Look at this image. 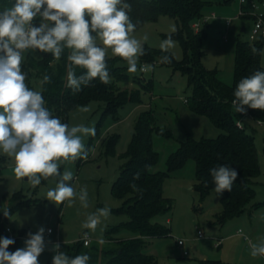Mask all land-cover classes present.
Instances as JSON below:
<instances>
[{
    "label": "rangeland",
    "instance_id": "obj_1",
    "mask_svg": "<svg viewBox=\"0 0 264 264\" xmlns=\"http://www.w3.org/2000/svg\"><path fill=\"white\" fill-rule=\"evenodd\" d=\"M256 1L258 10L264 11V1ZM203 2L204 16L208 17L215 13L217 17L208 19L209 25L206 28L202 48V62L208 69L217 70L222 81L233 84L237 44L243 41L252 43L259 39L253 34L254 18L250 17L254 10L250 4H247L243 8L245 13L241 16L240 0H233L231 4H226L225 0H203ZM230 17L231 24L226 26L225 20ZM196 22L200 23L201 20ZM204 23L202 21L203 25ZM178 29L175 18L162 15L156 21L145 23L133 35L137 39L147 35L148 39L143 42V47L162 51L161 42ZM172 39L175 41V46L167 52L181 61L184 58L182 43ZM97 43H100L99 40ZM107 56L117 59L119 66L128 68L127 62L114 56L110 49ZM144 64L153 67L150 71L141 72L139 68ZM262 65L264 67V45ZM127 74L129 80L120 85L130 91L140 90L141 103L129 102L118 109L116 114L106 115L105 104L94 100L73 108L66 118L59 117L69 126L83 124L94 126L96 129V136L83 137V142L89 150L88 159H78L60 165L61 172L65 169L73 172L74 179L69 183L77 192L81 187L87 188L88 208H83L78 199L71 207L67 206V202L57 205L49 201L46 193L49 189L55 188L57 178L42 179L41 184L33 188L27 183V178L16 179L13 171L14 160L0 151V155L5 160L4 180L0 183V200H3L6 194L12 195L18 190H22V194L28 197L34 195L39 204L32 209H24L23 214L34 223L37 231L40 227L45 229L44 239L47 244L75 242L86 234L92 241L105 243L107 231L128 220L127 215L116 213V210L122 206L123 200L113 194L112 187L122 165L127 160V152L134 135V124L143 111L152 109L157 125L169 133L154 134V148L160 156L159 163L152 168L154 172L167 171L170 155L176 152L189 137L201 140L217 138L222 133L208 117L194 113L186 103V98L192 93L186 73L161 63L159 57L144 60L141 56L138 60L137 72L127 71ZM138 79L142 82L139 83ZM148 83L151 85L145 87L144 85ZM32 87L37 91L42 90L41 80H32ZM81 107H87L88 111H81ZM237 115L238 120L246 124V130L256 137L259 156L260 173L254 179L256 195L249 205L251 209L256 203L264 202V123L249 115L240 116V113ZM116 134L118 140L115 148L108 150V141ZM195 185L196 164L193 159L166 179L164 192L171 200L172 209L166 214L155 217L154 220L168 226L171 234L165 238H145L144 251L155 256L160 264H204L206 259H218L224 264H264V256L252 257L250 254V242L259 243L264 239V206L219 225L215 221V215L222 209V195L217 196L213 190L202 199ZM103 207L110 209V215L101 218L100 224L94 231L84 228L83 224L87 216ZM49 229L52 230L51 233ZM200 230L204 238L199 237ZM132 236L133 233L124 227L115 234V237L119 238ZM245 236L251 241H246ZM179 240L184 241L185 249L178 244ZM217 240H221L220 247L215 246ZM50 251L52 250L47 249V252ZM184 251H187V254Z\"/></svg>",
    "mask_w": 264,
    "mask_h": 264
},
{
    "label": "trees",
    "instance_id": "obj_2",
    "mask_svg": "<svg viewBox=\"0 0 264 264\" xmlns=\"http://www.w3.org/2000/svg\"><path fill=\"white\" fill-rule=\"evenodd\" d=\"M233 0H225L231 4ZM264 0H259L263 2ZM15 0H0V10L11 6ZM132 6L130 18L136 24V30L150 21L158 20L162 15L175 18L179 29L171 35L182 43L184 58L181 61L170 52L153 51L144 47L142 59H154L164 55L171 58L175 70L188 75L192 89L186 103L190 109L208 117L222 133L217 138L192 137L183 142L178 150L168 159L167 171H156L152 168L159 163V153L154 148V134L168 135L157 125L152 109L143 111L135 121L134 135L127 152V160L122 165L118 178L113 183L112 192L123 200L116 213L127 215L128 220L109 229L106 242L92 241L85 245L81 238L78 241L62 244L60 250L69 256L88 254V264H160L157 258L144 251L145 238H165L171 234V229L154 218L171 211V200L165 196L164 184L168 177L185 167L190 159L196 164V185L202 199L214 190L210 170L220 165L234 168L239 173L230 192L221 196L222 209L215 215L219 225L239 217L246 212L264 206V202L256 203L249 209L256 195L255 177L260 173L259 156L256 137L246 130V124L238 120L232 101L238 82L255 71H264L262 65V48L264 38L258 37L254 42L243 41L236 46L234 83L222 81L217 70L208 69L202 62L203 41L206 37L208 23L201 25L196 32L193 24L203 20V0H126ZM245 7V6H244ZM250 17H253L250 15ZM254 18V17H253ZM39 18L34 21L38 26ZM259 51L253 54L252 48ZM67 52L59 61L51 54L36 51L26 55L22 71L26 73V83L32 87V80H42L43 75L51 76V83L42 85L46 106L54 116L66 118L73 108L85 105L91 101H102L105 104L104 114H116L117 110L127 103L142 102L140 90L124 89L120 83L129 80L127 69L119 66L117 59L106 57L111 82L107 85L98 79L88 86H81V91L74 92L67 86ZM84 69L75 68L76 75H82ZM141 83V79H138ZM144 85V84H143ZM149 87L151 83L144 86ZM249 116L264 123V111L247 108ZM240 116L241 113H240ZM240 123V124H239ZM118 134L108 141V150L114 149ZM264 151V148H263ZM5 160L0 155V182L4 176ZM139 173V178L134 179ZM135 183L140 191H134L130 186ZM23 201V200H22ZM31 200L20 203L26 204ZM123 227L133 233L130 238L115 237ZM220 247V246H219ZM48 264H52L49 261ZM204 264H224L218 259H206Z\"/></svg>",
    "mask_w": 264,
    "mask_h": 264
},
{
    "label": "clouds",
    "instance_id": "obj_3",
    "mask_svg": "<svg viewBox=\"0 0 264 264\" xmlns=\"http://www.w3.org/2000/svg\"><path fill=\"white\" fill-rule=\"evenodd\" d=\"M131 10L126 0H15L0 10V151L14 160L16 179L27 178L33 188L42 179L57 178L55 188L46 193V198L57 205L67 202L71 207L78 199L83 208L89 207L87 188L81 187L77 192L69 183L74 179L73 172H61L60 165L87 160L89 150L83 137L96 136V129L83 124L69 126L54 116L46 106L43 89L29 88L22 65L28 53H49L59 61L68 50L67 86L74 92L95 79L105 85L111 82L106 62L109 49L127 62L129 73H136L148 36L137 39L133 35L136 24L130 18ZM37 18L38 26L34 24ZM174 46L171 36L160 44L162 52ZM258 51L252 48L253 54ZM160 62L170 64L171 58L164 55ZM77 66L85 70L82 75H76ZM152 67L144 64L139 70L147 72ZM48 83L51 76L45 74L41 85ZM233 95L236 113L245 114L247 108L264 111V71L242 78ZM80 110L87 112L88 108ZM210 174L217 196L230 192L239 175L226 165L211 169ZM138 178L139 173L134 179ZM130 186L140 191L135 183ZM3 214L7 217L9 211L5 209ZM109 215V208H99L87 216L83 227L94 231L101 218ZM44 233L43 227L35 234L29 232L25 246L14 252L8 249L15 241L0 237V264H39L38 258L46 248ZM250 249L252 257L264 256V239L250 242ZM51 250L52 264H88L90 260L88 254L69 256L58 243L52 244Z\"/></svg>",
    "mask_w": 264,
    "mask_h": 264
},
{
    "label": "crops",
    "instance_id": "obj_4",
    "mask_svg": "<svg viewBox=\"0 0 264 264\" xmlns=\"http://www.w3.org/2000/svg\"><path fill=\"white\" fill-rule=\"evenodd\" d=\"M212 15L208 17H211ZM207 22L209 23V20ZM3 180H4V176H3ZM22 200L23 201L31 200V201H29V203L20 205V203L23 202ZM38 204L39 201L34 195L32 197L23 195L22 190H18L14 192L12 195L6 194L3 200H0V237H8L15 241L14 244L9 246L8 251L14 252L16 249L24 247L25 246L24 241L27 239V234L29 232L31 233L37 232L34 223L31 220H29L28 216L23 214V211L24 209L27 210L32 209V207H35ZM5 209L9 211V216L7 217L4 216L3 214ZM8 228H11V232L8 231ZM80 238H82V236ZM52 244L54 243H49V244L46 243L45 251L38 258L39 264H48L49 261H52L54 252L53 251L47 252V249L49 250L51 249L50 247H52ZM58 244L61 246L62 244H66V243H58Z\"/></svg>",
    "mask_w": 264,
    "mask_h": 264
},
{
    "label": "built area",
    "instance_id": "obj_5",
    "mask_svg": "<svg viewBox=\"0 0 264 264\" xmlns=\"http://www.w3.org/2000/svg\"><path fill=\"white\" fill-rule=\"evenodd\" d=\"M240 3H241V6H242V9L240 10V15L241 16L245 13V10L243 9L244 6H246L247 4L251 5L252 9L254 10V12L251 14L254 17L253 34L256 37H263L264 38V11L258 10L259 9L258 2L256 0H240ZM212 17L215 18L216 14L214 13L211 17H208V18L204 17L203 20H201L200 23L196 22V24L194 25V28L197 31L200 30L201 25H202V21L207 22L208 19H210ZM231 20H232V18H227V20H226L227 26H229L231 24ZM241 115L242 116H247V115H249V112L246 110V113L245 114H241ZM260 123H262V122H260ZM8 231L11 232V228H8ZM51 232H52V230L49 233H51ZM199 237H201V238L205 237L201 230L199 231ZM81 240L84 241L85 245H90V243L92 242V240H91V238L89 237L88 234L83 235ZM245 240L248 241V242L251 241V239L248 236H245ZM178 244L183 249H185V245H184V241L183 240H179ZM220 245H221V240H217L215 246L219 247ZM184 253L187 254V251H184Z\"/></svg>",
    "mask_w": 264,
    "mask_h": 264
}]
</instances>
